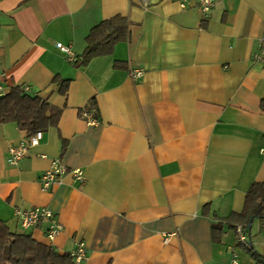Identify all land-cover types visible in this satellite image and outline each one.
Returning a JSON list of instances; mask_svg holds the SVG:
<instances>
[{
    "label": "crops",
    "instance_id": "crops-1",
    "mask_svg": "<svg viewBox=\"0 0 264 264\" xmlns=\"http://www.w3.org/2000/svg\"><path fill=\"white\" fill-rule=\"evenodd\" d=\"M117 15L130 31L110 54L80 64L57 47L80 59L92 29ZM263 36L264 0H217L207 15L180 0H0L7 93L28 85L63 110L18 164L9 149L28 133L0 123V221L60 254L85 241L81 264H230L238 233L227 218L264 182ZM55 158L85 180L68 172L43 189ZM37 206L63 225L53 241L46 223L19 222L16 209ZM263 223L237 247L241 264H264L247 249L264 256Z\"/></svg>",
    "mask_w": 264,
    "mask_h": 264
},
{
    "label": "trees",
    "instance_id": "trees-1",
    "mask_svg": "<svg viewBox=\"0 0 264 264\" xmlns=\"http://www.w3.org/2000/svg\"><path fill=\"white\" fill-rule=\"evenodd\" d=\"M130 21L117 15L96 25L87 40V48L77 61L87 64L92 58L110 54L115 44L129 36ZM68 82L63 81L61 91L66 94ZM22 86H14L0 97V123L14 121L28 134L57 126L63 112L62 108L52 105L39 95L26 92ZM264 222V182L252 184L246 195L241 213H232L228 222L242 225L246 233L250 232L254 218ZM222 223V222H221ZM236 224V225H237ZM264 224V223H263ZM219 228L214 227L217 237ZM247 249L264 263V256L249 245ZM0 264H76L70 254H60L52 246L35 240L28 233H14L5 222L0 221Z\"/></svg>",
    "mask_w": 264,
    "mask_h": 264
},
{
    "label": "built area",
    "instance_id": "built-area-1",
    "mask_svg": "<svg viewBox=\"0 0 264 264\" xmlns=\"http://www.w3.org/2000/svg\"><path fill=\"white\" fill-rule=\"evenodd\" d=\"M216 1L217 0H180V6L182 8H187L190 4L196 3L200 11L204 15H207L215 6ZM57 47H59L63 52L67 54L70 61H78V56L73 52L72 48L69 45L58 42ZM259 52L260 53L256 55V59L264 60V36L261 38V51ZM129 71L132 78L137 81L144 75V70L142 67L132 66L130 67ZM21 88L29 93L31 87H29L28 85H23ZM6 93L7 89L0 75V97H3L4 95H6ZM82 115L87 120L89 125H97L98 119L95 117L92 111L84 109ZM43 134L44 132L42 130L37 131L33 134H27L19 144L11 146L8 153V162L10 164H18L24 157H26L33 146L40 143L43 138ZM68 172L77 179H80L82 181L85 180V172L83 169H69L62 163L60 159H53L51 166L48 167V169L41 176L40 181L43 189H49L56 183L60 182L63 176ZM16 215L23 228H30L34 226L38 227L39 225L46 223V236L50 241L55 240L57 235L63 229V225L57 218L54 211L47 206H37L31 209L18 208L16 209ZM236 229L238 233V242L236 248L234 247L233 249L232 260L230 264H241L237 252V247L241 245H247L249 242V238L244 230V227L242 225H236ZM70 255L74 258L76 264H81L85 259H87L86 257H88L86 242H77L76 248L71 252Z\"/></svg>",
    "mask_w": 264,
    "mask_h": 264
}]
</instances>
